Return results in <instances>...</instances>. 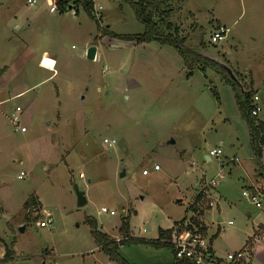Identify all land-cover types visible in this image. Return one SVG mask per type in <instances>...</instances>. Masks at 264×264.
Instances as JSON below:
<instances>
[{"label": "rangeland", "instance_id": "374dc122", "mask_svg": "<svg viewBox=\"0 0 264 264\" xmlns=\"http://www.w3.org/2000/svg\"><path fill=\"white\" fill-rule=\"evenodd\" d=\"M55 1L30 6L27 0H0V75L8 71L0 79V97L30 87L24 97L0 106V258L10 252L0 264H115L88 220L96 233L119 242L125 232L130 240H155L159 230L191 217L205 227L211 264H231L226 256L238 251L246 263L264 264V203L256 209L242 196L253 187L264 190V146L258 162L231 88L211 68L197 67L187 76L172 47L104 35L144 32L123 0H92L93 18L81 3L52 14L49 3ZM163 3L167 21L179 28L190 52L225 65L219 55L246 60L262 100L256 119L264 122V73L258 65L264 0ZM28 23L32 36L23 30ZM17 26L18 42L8 46L5 33ZM218 28L227 30L225 39L211 44ZM88 45L97 48V60L86 59ZM32 52L55 59L52 77ZM44 61L53 60L43 58L42 67ZM16 107L26 133L12 125ZM103 139L116 144L108 147ZM171 139L174 145H167ZM213 149L222 154L207 161ZM74 186L84 193L81 207ZM32 195L38 212L37 205L24 208ZM44 213L52 219L49 228L37 227ZM255 234L260 236L253 239ZM117 253L127 264L173 262L169 247L122 244Z\"/></svg>", "mask_w": 264, "mask_h": 264}, {"label": "trees", "instance_id": "16d2710c", "mask_svg": "<svg viewBox=\"0 0 264 264\" xmlns=\"http://www.w3.org/2000/svg\"><path fill=\"white\" fill-rule=\"evenodd\" d=\"M123 1L127 2L130 5L135 14L137 22L144 27V32L140 35L120 36L111 32L103 31L104 35H107L111 38L131 41L134 42L135 45L157 42L162 46L172 47L181 57L184 68L187 70V76L191 75L193 70L197 67H200L201 70L211 68L217 74H219L221 76L222 83L229 86L233 91L236 105L243 120L245 121L248 127L250 147L253 156L259 162L261 157V151L264 146V122H260L255 117L251 116V103L253 98V92L251 90L246 91L242 79L237 78V76L235 75L239 84H241V86L243 87V91H241L238 84L230 78L227 72L218 63L201 57L200 55L194 52H190L185 47V39L179 37V28L167 21L169 11H164L160 8L164 4L163 0H138L137 2H132L130 0ZM79 3L82 4L83 9L86 11L88 16L92 17V0H57L56 7L58 12L63 14L68 10V7L70 5H77ZM198 199L199 197H197L196 201H198ZM196 204H198V202H196ZM34 205H37V212L40 211V203L38 202L37 197L35 195H32L25 202L24 208L25 210L29 207L33 208ZM192 211L195 212L197 211V209H194ZM183 221L184 219L180 222ZM190 221L193 223V226L196 227L199 231L203 233L205 232V227L203 225H200V223H198V221H196L194 218L191 217ZM87 222H89V225L91 227V233L95 241L98 243V245H101L102 252L108 257L111 262L115 264H127L121 257H119L117 253L119 246L122 244L134 243L147 245L157 250L163 247H169L168 244L165 243V240L168 239L171 229L167 231L159 230L158 238L155 240H130L129 238H127L126 232L122 233L124 232L123 229L127 227V223L123 221L122 226L120 228V232L123 234L125 240L116 242L111 240L108 236L96 233L95 224L89 220ZM176 224L177 223H175V225ZM254 236L252 237L253 239ZM7 258H10V252L8 250H6L5 258H3V261ZM172 264L193 263L187 260H177L173 257Z\"/></svg>", "mask_w": 264, "mask_h": 264}, {"label": "built area", "instance_id": "2783aa9c", "mask_svg": "<svg viewBox=\"0 0 264 264\" xmlns=\"http://www.w3.org/2000/svg\"><path fill=\"white\" fill-rule=\"evenodd\" d=\"M36 2L35 0H27V4L32 6ZM100 9V8H99ZM56 1L49 3V12L56 13ZM227 30L224 28H218L210 37L211 44H217L220 41L225 39ZM258 97L253 96L252 98V109L251 116L257 117L260 112V107L257 105ZM21 113L20 108H16L14 115H12V125L15 131H20L25 133V127L21 126L19 120V114ZM103 144L108 147H113L116 144V140L103 139ZM222 152L219 149H213L209 152L208 158L214 157L218 159L221 156ZM236 162V159L230 160V162ZM153 171H158L159 167L157 165L153 166ZM147 171H143L142 175L146 176ZM23 174L21 173L19 178H22ZM81 177V175L79 176ZM217 183L214 181L210 182L211 186H215ZM242 196L248 199L249 203L253 205L256 209L262 210L264 203V190H261L258 187H253L252 190L242 192ZM104 211V209H101ZM45 221L38 222L37 227L39 228H49L52 226V219L48 213H44ZM264 218V212L262 213ZM190 220V219H189ZM178 222L174 227L171 228L169 237L165 240V243L168 244L169 248L172 250L173 257L177 260H187L193 264H211L213 263V252L211 249L210 243L205 239V232L199 231L190 221ZM227 225H231L230 222ZM226 260L231 264H246L245 254L242 251H238L233 254H228Z\"/></svg>", "mask_w": 264, "mask_h": 264}, {"label": "crops", "instance_id": "0c3cea01", "mask_svg": "<svg viewBox=\"0 0 264 264\" xmlns=\"http://www.w3.org/2000/svg\"><path fill=\"white\" fill-rule=\"evenodd\" d=\"M20 29L21 28L19 26H17V27H14L12 33L9 32L10 33L9 35L7 33H5L4 41H6L7 44H11V45H8V46H14V45H16V43L18 42V40H16L17 39V36L14 33H16V31H18ZM23 30H25L28 33V36H32L31 34L34 33V31L32 29V24L31 23H28L27 26H25V28ZM240 38H241V36H240ZM242 38H243V36H242ZM242 41H243V39H242ZM23 43H24V41H23ZM239 43H241L240 40H239ZM87 47H89V45ZM203 54H205L206 56H208L207 53H204L203 52ZM226 54H223L221 56L219 55L218 57H220V58H218V59H220L221 61L225 62L231 68V70L235 73V75L237 76V78H242V81H243V83L245 85V90L246 91L251 90L253 92V96L258 97L257 105L259 106L258 103H260V105H262V100H261V97H260V92H259L258 88H256L255 81L251 78V70H250L249 66L245 64L246 60H243L241 58H235L234 60H230V59L227 60V59H225ZM31 55L34 57V59H38L37 66L40 69L46 70V71H48V72L51 73V76L50 77H52L55 74L56 64H55L54 69H46V68L42 67V65H41V62H42V59L43 58L51 59L55 63V59L54 58H52L50 56H47L45 52H42L40 54H37V53L35 54V53L32 52ZM262 56L264 58V55H262ZM97 57H98V55H97V48H96L95 60H97ZM263 58H260V61H259L258 58L257 59L260 62V63H258V65L259 66L261 65V67L259 69L260 70L262 69V71L264 73V64L261 63V62H264V59ZM7 72L8 71H4L0 75V79L1 78H5L7 76ZM263 78H264V74L261 76V79H263ZM29 89H30V87L29 88H27V87H25V88H17L16 90H12L10 92H7V95L6 96H3V97L1 96L0 97V106L3 105V104L8 103L9 101L16 100V99L20 98L21 96L24 97ZM15 109H14V111H15ZM14 111H13V113H14ZM26 132H27V130H26ZM207 158L208 157H206V160L208 161L209 158L208 159ZM263 232H264V228H263ZM259 236H260V234L259 235L257 234L256 237H254V239L258 238ZM251 257H252V259H254V258L257 257L256 251L255 252L253 251ZM1 261H3V258H0V262ZM246 264H249V263H246Z\"/></svg>", "mask_w": 264, "mask_h": 264}, {"label": "water", "instance_id": "95a60500", "mask_svg": "<svg viewBox=\"0 0 264 264\" xmlns=\"http://www.w3.org/2000/svg\"><path fill=\"white\" fill-rule=\"evenodd\" d=\"M68 9H71V7H69ZM95 55H96V47H94V46L89 47L86 51V59L89 61H94ZM213 61L218 63L227 72V74L230 76V78L238 84L241 91H243V87L241 86V84H239V82H238L235 74L233 73V71L227 65L223 64L222 62H219L217 60H213ZM167 145H174L173 140L172 139L169 140L167 142ZM124 176H125V171L122 169L119 173V177L122 178ZM74 191H75V195H76V199H77V206L81 207V206L85 205L86 199L84 197V193L82 191H79L76 186H74ZM217 222H220V218L217 219ZM20 230H23V229H20Z\"/></svg>", "mask_w": 264, "mask_h": 264}, {"label": "bare ground", "instance_id": "6f19581e", "mask_svg": "<svg viewBox=\"0 0 264 264\" xmlns=\"http://www.w3.org/2000/svg\"><path fill=\"white\" fill-rule=\"evenodd\" d=\"M43 66L47 68H53L54 67V62L53 61H44Z\"/></svg>", "mask_w": 264, "mask_h": 264}]
</instances>
